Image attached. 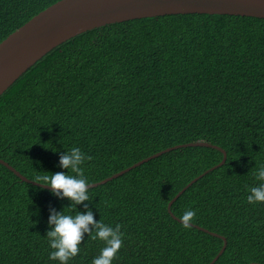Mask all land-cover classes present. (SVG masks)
I'll use <instances>...</instances> for the list:
<instances>
[{
  "label": "trees",
  "instance_id": "1",
  "mask_svg": "<svg viewBox=\"0 0 264 264\" xmlns=\"http://www.w3.org/2000/svg\"><path fill=\"white\" fill-rule=\"evenodd\" d=\"M58 0H0V42ZM95 219L121 225L113 264H264V204L247 188L264 163V19L171 14L87 30L53 47L0 95V159L36 181L80 147ZM218 146L219 149L214 147ZM170 200L194 177L222 160ZM68 200L0 164V264L48 259L49 208ZM88 203V202H85ZM196 216L188 228L178 220ZM77 209L83 211L82 205ZM74 214V212H73ZM175 215L178 219L174 218ZM103 243L85 234L70 264Z\"/></svg>",
  "mask_w": 264,
  "mask_h": 264
},
{
  "label": "water",
  "instance_id": "2",
  "mask_svg": "<svg viewBox=\"0 0 264 264\" xmlns=\"http://www.w3.org/2000/svg\"><path fill=\"white\" fill-rule=\"evenodd\" d=\"M192 13L228 14L264 19V0H58L38 12L0 42V95L45 53L79 33L136 18ZM193 145L210 144L188 142L167 147L99 182L91 183L90 187L105 183L165 152ZM221 151L223 152L222 160L194 177L170 200L168 207L197 179L225 162L226 152ZM0 163L22 181L39 185L22 175L5 160L0 159ZM223 240V246L209 264H213L225 249L226 242L224 238Z\"/></svg>",
  "mask_w": 264,
  "mask_h": 264
},
{
  "label": "clouds",
  "instance_id": "3",
  "mask_svg": "<svg viewBox=\"0 0 264 264\" xmlns=\"http://www.w3.org/2000/svg\"><path fill=\"white\" fill-rule=\"evenodd\" d=\"M197 142L208 143L206 141ZM88 159L90 157L80 147H72L59 155L58 165L67 171L54 173L44 171L46 174L38 176L35 181L41 188L47 187L52 196L59 200L67 199L69 202L67 207L70 211L68 212H65V207L62 210L50 207L48 210V228L45 234L49 248L48 259L57 264H70V261L81 252L80 245L85 234L103 243V247L93 257L91 264H113L123 244L124 234L121 231V225L112 226L95 219V213L89 206L92 197L89 192V180L85 176L83 167ZM253 177L255 183L247 188L245 199L251 205L264 204V163L253 170ZM77 205H82L84 210H78ZM195 216V209H186L180 217L183 227L188 228ZM174 218L178 219L176 216ZM196 228L210 233L209 230L199 225Z\"/></svg>",
  "mask_w": 264,
  "mask_h": 264
}]
</instances>
